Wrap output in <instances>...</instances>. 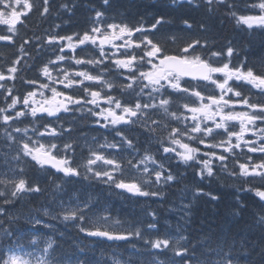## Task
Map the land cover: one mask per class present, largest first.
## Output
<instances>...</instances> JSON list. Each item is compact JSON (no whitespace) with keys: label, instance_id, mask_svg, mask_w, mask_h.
I'll return each instance as SVG.
<instances>
[{"label":"clouds","instance_id":"1","mask_svg":"<svg viewBox=\"0 0 264 264\" xmlns=\"http://www.w3.org/2000/svg\"><path fill=\"white\" fill-rule=\"evenodd\" d=\"M29 3L0 0V264H264V0Z\"/></svg>","mask_w":264,"mask_h":264},{"label":"snow or ice","instance_id":"2","mask_svg":"<svg viewBox=\"0 0 264 264\" xmlns=\"http://www.w3.org/2000/svg\"><path fill=\"white\" fill-rule=\"evenodd\" d=\"M20 3H22L25 6V8L31 7L29 0H17V4H20ZM19 15H23V13L21 12L19 13ZM17 20H18V16H17V12L15 9H12L7 15H5L3 10L0 9V25H7L9 30L11 31L13 27L15 26V24L17 23ZM0 39H7V37H0ZM60 39L64 41H69L70 43H68L66 47L68 49L75 50L79 47V45L83 44L85 41H88L90 38L88 34L85 33L79 41H75L73 37H61ZM97 39L99 40V43L102 45L110 42V39L108 37L97 38ZM9 71L14 72L15 69L10 68ZM47 74H48V71L47 69H45L44 75H47ZM0 79H5V77L0 75ZM31 83L34 88L39 86V83L37 81H32ZM33 102L36 103V101H33ZM193 111L197 112V114L203 113L206 116H209V117L211 116V113H208L206 108H201L199 110L194 109Z\"/></svg>","mask_w":264,"mask_h":264},{"label":"trees","instance_id":"3","mask_svg":"<svg viewBox=\"0 0 264 264\" xmlns=\"http://www.w3.org/2000/svg\"><path fill=\"white\" fill-rule=\"evenodd\" d=\"M78 11H79L81 14L83 13L82 9H78ZM161 11H164V10H161ZM179 14H181V13L178 12L177 15H179ZM75 25H76V22L73 21V25H72L70 28L65 29L64 31L67 32L68 34L71 33L73 30H76V29H77V28H75Z\"/></svg>","mask_w":264,"mask_h":264}]
</instances>
